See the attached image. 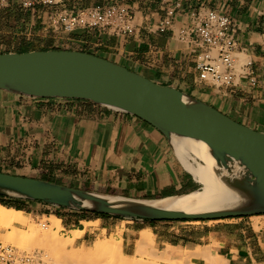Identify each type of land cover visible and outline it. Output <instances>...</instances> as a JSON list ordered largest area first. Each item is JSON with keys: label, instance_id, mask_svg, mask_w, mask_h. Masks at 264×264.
<instances>
[{"label": "crops", "instance_id": "crops-1", "mask_svg": "<svg viewBox=\"0 0 264 264\" xmlns=\"http://www.w3.org/2000/svg\"><path fill=\"white\" fill-rule=\"evenodd\" d=\"M27 2L33 4L26 7ZM34 2L0 0V55L21 49L89 54L184 92L264 133V0H59L52 6ZM112 6L128 10L130 33L115 34L108 27L65 32L53 23L58 15ZM207 11L232 21L230 86L198 79L189 31ZM160 26L164 32L158 31ZM0 173L142 201L200 189L166 138L140 119L87 101L30 98L5 90H0ZM23 203L24 213L47 216L41 210L44 203ZM63 210L71 216L59 220L69 232L83 233L82 244L119 235L121 252L130 258L139 233L149 230L154 246L162 251L193 252L214 243L218 246L212 250L226 264H264V215L151 223ZM211 222L221 227L206 230ZM231 223L246 226L245 231H233L236 243L235 235L222 227Z\"/></svg>", "mask_w": 264, "mask_h": 264}, {"label": "water", "instance_id": "water-1", "mask_svg": "<svg viewBox=\"0 0 264 264\" xmlns=\"http://www.w3.org/2000/svg\"><path fill=\"white\" fill-rule=\"evenodd\" d=\"M0 90L30 98L91 102L140 119L170 145V131L204 143L214 159L215 175L231 193L201 207L166 211L152 205V201L0 173V197L154 222L264 215V133L234 122L184 92L155 84L101 58L72 51L1 54Z\"/></svg>", "mask_w": 264, "mask_h": 264}, {"label": "bare ground", "instance_id": "bare-ground-1", "mask_svg": "<svg viewBox=\"0 0 264 264\" xmlns=\"http://www.w3.org/2000/svg\"><path fill=\"white\" fill-rule=\"evenodd\" d=\"M169 134L171 145L177 159L182 166L193 175L201 187L198 191L193 193L154 200L151 204L161 210L185 211L231 196V193L219 181L213 171L215 162L208 152V147L204 143L186 137L178 132L170 131ZM26 217L27 215L23 211L0 205V228H12L14 230L13 233L10 234L9 240L17 245V248L11 247L16 248L19 253L21 252V250H19L21 247L43 243L48 245L51 250L54 249L59 256L61 255V257L58 256L53 262H50L52 264H159L157 262L158 260L141 262L147 250L153 249L152 235L149 230L140 232L135 242L136 255L134 256L136 258L138 257V261L129 262L132 261L133 258L127 257L121 252L122 242L119 235L116 238H104L99 244L95 245L83 255H66L64 254L65 247L72 245L75 238H78L82 232L72 231L71 233H74V236L72 239L68 238V242L58 241V232L61 230L60 220L58 218L55 216L51 217L53 224L49 227H42L41 225V228L46 230L41 234L36 226L27 223ZM14 223L19 224L25 229L20 230L13 227L12 224ZM83 224L85 226L89 225L86 223ZM99 253L106 254L108 256L107 259H98L95 262H89L91 254ZM182 254V261L178 264H190L192 258L201 259L204 264H226L225 260L220 259L215 253L210 252L208 249L197 248L193 252H182ZM36 255H38V253H36ZM160 258L162 259V257ZM43 263L48 264V261L43 259Z\"/></svg>", "mask_w": 264, "mask_h": 264}, {"label": "built area", "instance_id": "built-area-1", "mask_svg": "<svg viewBox=\"0 0 264 264\" xmlns=\"http://www.w3.org/2000/svg\"><path fill=\"white\" fill-rule=\"evenodd\" d=\"M59 0H35L34 3L52 6ZM33 3L27 2L26 7ZM130 14L125 8L107 7L81 10L73 15H58L53 23L69 32L77 27L88 29L108 27L115 34L130 33ZM165 28L160 26L159 32ZM195 45V69L198 79L215 85L230 86L233 82L232 21L228 16L207 11L200 24L189 31ZM182 37L187 36L181 31ZM45 225H42L44 227ZM45 264L36 253L18 252L10 245L0 244V264Z\"/></svg>", "mask_w": 264, "mask_h": 264}, {"label": "rangeland", "instance_id": "rangeland-1", "mask_svg": "<svg viewBox=\"0 0 264 264\" xmlns=\"http://www.w3.org/2000/svg\"><path fill=\"white\" fill-rule=\"evenodd\" d=\"M19 54L21 53H26L25 50L21 49V50H18ZM201 187V186H200ZM0 202H10L7 198H4V197H0ZM22 205V207H25V204L23 202H19V205ZM43 208L41 209L42 212L46 213L47 216H37V215H27L26 217V220H27V223L29 224H32L34 226H36V228L39 230V232L41 234H43V232H45L46 230L41 228V225H44L45 224V227H49L53 224L52 222V218L51 217H56V218H62L64 216H71L70 213H66L63 209L64 208H60V207H55V206H51V205H42ZM48 206V207H47ZM52 215V216H50ZM232 222H235V221H232ZM215 224H218V223H208V226L209 227H205L206 230H214L216 228V226H218L217 228H220L221 226L220 225H215ZM60 225H61V230L58 232V236H57V240L59 241H64V242H68V238L69 239H72V237L74 236V233H71L68 231V229L66 227H64V225H62L61 221H60ZM240 223H231L229 225H222V227H224V230L226 232H228L229 235H232L234 236L235 234H233V231L235 230H241V231H245L244 228L246 227L245 225L243 227L239 226ZM13 227H16L17 229H20V230H24L25 228L20 226L19 224L17 223H14L12 224ZM85 226V225H84ZM92 226H95V224H89L88 226H85V227H92ZM13 229L12 228H6V229H2L0 228V244H3V245H10V246H13V247H16L17 248V245L12 243L10 240H9V236L10 234L13 233ZM247 234V232H246ZM82 236H83V233L77 238H75L74 240V243L72 245H68L65 247V250H64V254L68 255V254H71V255H83L84 253H87L89 250H91L95 245L99 244L104 238H107V239H111V238H115L113 236H109V237H105V236H102V237H98V238H95L92 240H89L86 244H82L80 242V240L82 239ZM67 240V241H66ZM236 241H239V238H238V235H235V243ZM216 246H218V244H212V246H208V247H205V248H201V249H208L210 252L214 253V249L213 248H216ZM213 247V248H212ZM213 249V250H212ZM21 252H26V253H38L40 254V256L45 259L46 261H48V264H52L50 262H53V260L59 256V254L54 251V249H50V247L48 245H45L43 243H37L35 245H27L26 247H21ZM154 250V252H153ZM67 252V253H65ZM70 252V253H69ZM136 255V253H135ZM64 256V255H62ZM146 256V257H145ZM144 256V258L142 259L141 262H152V261H157L159 264H178L179 262L182 261V258H183V254L181 251H169L168 249H166L165 251H162L161 248H157L154 246V243H153V249L151 250H147L146 252V255ZM61 257V255L59 256ZM107 255L104 254V253H99V254H91V257H90V260L89 262H95L97 261L98 259H103V260H106L107 259ZM162 257V259L160 258ZM133 258L132 261H129V262H134V261H138V257L136 258L135 256L131 257ZM137 260H136V259ZM155 259V260H153ZM151 260V261H150ZM190 264H204L203 261L201 259H196V258H192L190 260Z\"/></svg>", "mask_w": 264, "mask_h": 264}, {"label": "trees", "instance_id": "trees-1", "mask_svg": "<svg viewBox=\"0 0 264 264\" xmlns=\"http://www.w3.org/2000/svg\"><path fill=\"white\" fill-rule=\"evenodd\" d=\"M7 199L10 202H8V203L7 202H0V205L5 206L7 208H14L16 210L24 211L22 205L21 204L19 205V202L21 203V202H26V201L17 200V199H9V198H7ZM98 216H104V215H98ZM148 222L154 223V221H148Z\"/></svg>", "mask_w": 264, "mask_h": 264}]
</instances>
